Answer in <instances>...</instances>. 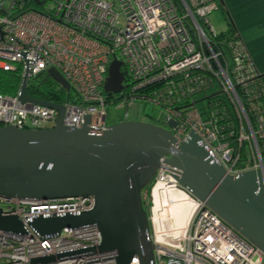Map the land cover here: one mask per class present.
I'll list each match as a JSON object with an SVG mask.
<instances>
[{
    "label": "built area",
    "instance_id": "2783aa9c",
    "mask_svg": "<svg viewBox=\"0 0 264 264\" xmlns=\"http://www.w3.org/2000/svg\"><path fill=\"white\" fill-rule=\"evenodd\" d=\"M217 10L218 0H0V68L20 69L21 76L27 69L28 80L56 69L73 93V99L55 103L64 108V126L80 127L87 115L88 127L100 134L108 126L109 106L146 102L166 113L173 150L192 131L229 175L259 169L264 178V79L240 36L210 26L208 16ZM114 60L121 63L123 88L107 94L104 84ZM214 89L236 110L242 127L237 146L220 135L212 110L196 108L194 98ZM246 111L254 114L251 122ZM57 117L53 108L20 102L18 91L0 94V127L48 129ZM245 142L252 163L241 167ZM167 158L159 160L142 192L154 264H264V253L177 184L173 176L179 171ZM158 185L160 204L153 195ZM165 198L191 205L184 227L165 214ZM93 206L92 196L43 202L0 196L3 214L16 216L25 229L22 235L0 231V264H31L63 253L73 254L50 264H114L115 251L76 253L101 244L95 226L42 238L27 225L40 216L80 214ZM129 264L139 261L134 257Z\"/></svg>",
    "mask_w": 264,
    "mask_h": 264
},
{
    "label": "water",
    "instance_id": "95a60500",
    "mask_svg": "<svg viewBox=\"0 0 264 264\" xmlns=\"http://www.w3.org/2000/svg\"><path fill=\"white\" fill-rule=\"evenodd\" d=\"M120 67L116 60L110 63L105 93L122 90ZM46 72L61 87L70 89L56 69ZM27 82L26 69L19 101L53 108L58 117L48 129L0 127V196L30 202L94 198L89 211L40 216L28 222L42 238L57 235L64 228L92 225L101 234V244L76 253L115 251L114 264H129L134 257L139 264H154L142 191L150 185L159 160L169 156L166 163L179 171L173 176L177 184L264 253V178L259 169L229 175L192 131L173 150L176 140L171 131L152 123L124 118L97 134L88 127L86 115L80 127L64 126L63 106L31 98ZM0 231L25 233L23 223L16 216L4 215L1 208ZM72 254L37 258L31 264H50Z\"/></svg>",
    "mask_w": 264,
    "mask_h": 264
},
{
    "label": "rangeland",
    "instance_id": "374dc122",
    "mask_svg": "<svg viewBox=\"0 0 264 264\" xmlns=\"http://www.w3.org/2000/svg\"><path fill=\"white\" fill-rule=\"evenodd\" d=\"M222 1L224 8L208 16L210 26L216 33H225L230 20L245 41L255 63L257 65L264 63V0ZM120 21L122 22V19ZM216 91L217 89H214L196 96L194 98L196 108L202 109L203 99ZM125 114L128 121H150L169 129L164 110L140 101L129 102L121 107L109 106L106 119L108 126L123 121Z\"/></svg>",
    "mask_w": 264,
    "mask_h": 264
},
{
    "label": "trees",
    "instance_id": "16d2710c",
    "mask_svg": "<svg viewBox=\"0 0 264 264\" xmlns=\"http://www.w3.org/2000/svg\"><path fill=\"white\" fill-rule=\"evenodd\" d=\"M223 5L219 3V9H223ZM228 30L225 34L229 36H237V30L234 25L228 24ZM264 79V77H260ZM21 84V70H4L0 68V94L1 95H16ZM27 94L36 100H41L51 103H62L67 100L73 99L72 91L66 90L57 84L47 72H42L35 77H31L27 82L26 88ZM204 106L212 110L216 123L218 125L219 133L226 141L230 142L231 145L237 146V137L242 131L239 119L237 117L236 110L227 97L213 93L210 97L204 101ZM248 119H253L254 114L246 111ZM154 124V123H152ZM264 146V143H261ZM250 146L247 142L242 144L241 147V167L252 163L251 160ZM152 182V181H151ZM144 191V190H143ZM142 191V192H143ZM146 210V203L143 202Z\"/></svg>",
    "mask_w": 264,
    "mask_h": 264
},
{
    "label": "bare ground",
    "instance_id": "6f19581e",
    "mask_svg": "<svg viewBox=\"0 0 264 264\" xmlns=\"http://www.w3.org/2000/svg\"><path fill=\"white\" fill-rule=\"evenodd\" d=\"M159 188H162L160 185H158L153 190V195L155 198V202H158L159 204L163 201L162 197L159 194ZM37 206H43V205H37ZM165 214L171 216L176 225L180 228L184 227L187 219L191 212V205L183 200H174V202H169L168 198H165Z\"/></svg>",
    "mask_w": 264,
    "mask_h": 264
},
{
    "label": "crops",
    "instance_id": "0c3cea01",
    "mask_svg": "<svg viewBox=\"0 0 264 264\" xmlns=\"http://www.w3.org/2000/svg\"><path fill=\"white\" fill-rule=\"evenodd\" d=\"M237 34H238V36H240V38L243 40V38H242L241 35L238 33V31H237ZM243 42H244V44H245V41H244V40H243ZM245 46H246V48H247V50H248V47H247L246 44H245ZM248 52H249V55H250L251 58H252V55H251V53H250L249 50H248ZM252 59H253V58H252ZM253 61H254V60H253ZM254 63H255V61H254ZM255 66H256V68H257L259 74H260L262 77H264V63H260L259 65H257V63H255Z\"/></svg>",
    "mask_w": 264,
    "mask_h": 264
},
{
    "label": "flooded vegetation",
    "instance_id": "af4514ba",
    "mask_svg": "<svg viewBox=\"0 0 264 264\" xmlns=\"http://www.w3.org/2000/svg\"><path fill=\"white\" fill-rule=\"evenodd\" d=\"M145 122H147V123H153V122H150V121H145Z\"/></svg>",
    "mask_w": 264,
    "mask_h": 264
}]
</instances>
